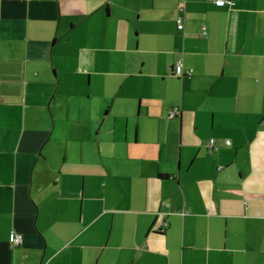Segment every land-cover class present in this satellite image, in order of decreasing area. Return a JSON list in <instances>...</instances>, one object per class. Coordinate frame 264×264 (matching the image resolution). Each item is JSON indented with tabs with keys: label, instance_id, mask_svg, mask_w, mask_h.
<instances>
[{
	"label": "crops",
	"instance_id": "crops-1",
	"mask_svg": "<svg viewBox=\"0 0 264 264\" xmlns=\"http://www.w3.org/2000/svg\"><path fill=\"white\" fill-rule=\"evenodd\" d=\"M226 1L0 0V264H264V0Z\"/></svg>",
	"mask_w": 264,
	"mask_h": 264
},
{
	"label": "built area",
	"instance_id": "built-area-1",
	"mask_svg": "<svg viewBox=\"0 0 264 264\" xmlns=\"http://www.w3.org/2000/svg\"><path fill=\"white\" fill-rule=\"evenodd\" d=\"M233 3L232 1H226V0H216V3L217 4H220V5H223V4H226V3ZM184 7L181 6V10H183ZM184 21H185V18L184 16L181 14L177 17V25H178V28L179 29H183L184 28ZM203 29H204V34L207 33L206 31V27L203 26ZM173 72L175 73V75H178V76H182L184 74L186 75H190L192 74L193 70L191 68L189 69H186L183 65V62H182V59L179 58L176 62H175V65H174V68H173ZM176 113V109H173L170 111V115L173 116L174 114ZM214 141V139L212 138L209 142L210 144H213L212 142ZM230 140L227 141V143H229ZM10 242L13 244V245H18L21 243L22 241V235L15 232V231H12L11 234H10Z\"/></svg>",
	"mask_w": 264,
	"mask_h": 264
},
{
	"label": "trees",
	"instance_id": "trees-1",
	"mask_svg": "<svg viewBox=\"0 0 264 264\" xmlns=\"http://www.w3.org/2000/svg\"><path fill=\"white\" fill-rule=\"evenodd\" d=\"M182 11H183V10H182ZM181 14H182V15L184 16V18H185L184 13H181ZM181 14H179V15H181ZM179 15H178V16H179ZM178 16H177V17H178ZM176 21H177V18H176ZM176 21H175V22H176ZM176 23H177V22H176ZM177 28H178V25H177ZM184 29H185V22H184V28H183V29H179V28H178V30H179V31H184ZM173 73H174V72H173ZM174 75H175V73H174ZM185 75H186V74H184V75H182V76H185ZM177 76H178V75H177ZM179 77H181V76H179ZM213 139H214V138H213ZM214 141H215V140H214ZM227 141H228V140H227ZM230 142H231V140H230ZM230 142H229V143L226 142V144H230ZM212 143H213V142H212ZM210 147H211V145H210ZM161 176H163V174H161Z\"/></svg>",
	"mask_w": 264,
	"mask_h": 264
}]
</instances>
